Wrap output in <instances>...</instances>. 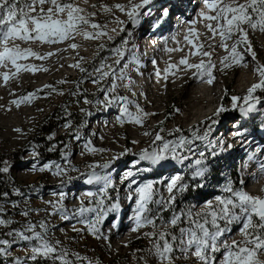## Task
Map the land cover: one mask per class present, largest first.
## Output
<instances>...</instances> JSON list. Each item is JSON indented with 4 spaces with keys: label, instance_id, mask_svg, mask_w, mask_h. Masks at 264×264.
I'll return each mask as SVG.
<instances>
[{
    "label": "snow or ice",
    "instance_id": "snow-or-ice-1",
    "mask_svg": "<svg viewBox=\"0 0 264 264\" xmlns=\"http://www.w3.org/2000/svg\"><path fill=\"white\" fill-rule=\"evenodd\" d=\"M84 2L87 3V0ZM200 2L202 7L192 20L185 22L186 27L183 29V42L190 46L188 54L182 55L176 63H168L163 69V79L167 80L169 75H176L178 71L194 70L192 71L193 77L204 78L206 76V82L211 84L215 79L213 69L216 64L212 56L216 47L227 52V55L221 57L220 60L225 68L232 65L247 67L246 55H250L252 61L255 62L254 71L259 79L247 88L243 97H231V109L238 110L243 117H248L261 103V98L256 95L257 91L264 92V64L256 62V53L252 49L248 35L249 29L264 32V0H200ZM154 3L155 0H127V4L116 3L111 7L107 5L100 7L106 12H111L114 8L124 13L127 20L116 18V23L119 25V31H125L126 23L136 25L141 22L142 18L151 15V6ZM92 7L96 6L92 5ZM170 14V9L163 7L154 27L161 26ZM91 16H95V13L86 12L84 8L78 6L76 0H0V68L6 69L0 71V78L7 84L11 79L17 78L22 71L35 73L41 69L34 64L20 61H27L29 57L45 60L55 55V52L40 55L32 47H21V43L35 44L38 42L53 45L72 41L77 35L84 39L107 37L111 41L115 35L119 34L116 28L111 29L112 34H109L107 25L94 22L89 18ZM179 35L181 33L165 37L166 45L169 39L176 43L175 48L165 47L166 52L184 51L181 41L177 39ZM127 44L128 40L125 39L121 45L109 49L115 57L113 63H107L109 57H104L100 60L99 66L88 75L93 77L92 83L98 85L97 91L103 94L104 99H98L96 101L98 104L105 109L113 105L117 106L120 115L116 119L120 123L127 119L128 122L143 126L144 119L155 113L145 112L135 99L117 93L120 87L132 92L135 81L130 77L128 69L131 65H135L133 70L139 71L141 67L136 45L133 44L129 48ZM68 47L77 49L79 45L69 43ZM99 48L104 49L105 45L101 43ZM189 56L200 57L199 62H190ZM152 63L155 65L156 61L153 59ZM70 66L78 68L82 73H87V69L81 66L80 61ZM42 70L47 71L48 69ZM155 75L161 76L158 68ZM109 78L111 79L110 85L102 83ZM65 82L58 81V83ZM51 87V85L43 86V88ZM43 88L35 91H43ZM52 90L56 91L54 88ZM135 95L136 93L132 92V96L135 97ZM34 97L35 92L28 93L18 100H12L11 103L19 106L21 102L30 101ZM241 100L243 103H238ZM85 103H92V101L85 96ZM129 106H135L136 112H132ZM81 111L84 110L81 109ZM226 111L229 109L222 104L218 106L212 117L205 118L211 123L205 126V121L201 120L198 125L189 128L190 136L184 135L179 127L167 133L168 136L178 133L179 135H176L174 139L162 135L163 128L155 132L154 136L151 132H145L144 135L153 136V139L147 148L135 153L134 159L130 162L137 170H140L141 165H145L143 170H149L157 167L164 168L172 162L184 165L186 161H191L187 164V180L185 174L182 173H176L167 180L164 185L168 193L166 198L163 195H160L158 199L155 198L159 189L155 187L156 182L154 181L140 184L135 187L134 191L130 188L127 194V199H135L136 205L132 231L137 232L150 226V231L143 232L151 244L146 251L149 256L156 258L158 264H175L176 252H179L185 259L195 258L197 264H264V188L261 189V194L252 195L245 190L243 180L240 181L239 187H233L232 182L229 181L221 187L219 195L204 201L198 208L196 205H186L176 210L179 195L206 187L205 176L208 171L204 166L207 159L206 152L201 151L200 145L196 142H201L213 157L234 147L232 143H226L223 139L216 141L209 139L211 126L217 122L213 117L218 118ZM159 123L162 125L163 121ZM69 126L70 121L64 125L65 128ZM233 136L243 137L244 133L237 130ZM76 138H79L78 135ZM133 143H138V141H133ZM84 148L90 152L104 151L92 147L90 140L84 144ZM130 151L125 148L110 160L90 164L88 166L90 171L81 173L78 177L67 175L69 170L74 171L75 169L66 168L54 161L44 163L41 167L33 164V170L50 171L55 176L67 177L58 185L60 190L52 193L57 198L45 201L50 208L49 214H59L63 220H68L70 217L78 218L77 223L85 227H73V231L83 232L86 228L87 232L97 239L107 240L108 237L101 232L100 225L110 213L118 214L121 205L118 198L105 205L109 190L115 185L110 172L101 174L97 169H109L113 161L119 160ZM33 155L36 154L33 153ZM259 170L264 173V163L259 165ZM8 171V167H0V173ZM79 178H84L87 184L96 182L103 186L97 192L87 191L84 194L89 198L87 205L81 199L78 207L68 209L64 205L66 197V192L63 191L64 185ZM129 178H132L131 185H136L134 171L131 169L123 173L121 182H126ZM13 191L20 194L19 189ZM0 195L7 197L8 193L4 192ZM150 204L158 205L159 209L153 210ZM3 211L0 207V213ZM166 211H171L167 219L162 214ZM23 215L27 216L28 212L25 211ZM117 219L118 216L113 217L109 231L118 228ZM11 223V220L0 219V225ZM234 225L239 226L236 233L238 239L230 238ZM39 228L40 231H37L36 225L28 222L23 231L13 230L8 233L9 236H15L30 244L25 256L16 257L13 264H30L40 259L50 260L52 264H79L80 261L87 260L79 253L70 252L61 246L60 241H50L47 238V228L43 221L40 222ZM25 232L30 234L26 235ZM11 243L14 241L0 239V256L9 254L6 246ZM140 259L144 264H148L144 256ZM88 264H93V262L88 261Z\"/></svg>",
    "mask_w": 264,
    "mask_h": 264
},
{
    "label": "rangeland",
    "instance_id": "rangeland-1",
    "mask_svg": "<svg viewBox=\"0 0 264 264\" xmlns=\"http://www.w3.org/2000/svg\"><path fill=\"white\" fill-rule=\"evenodd\" d=\"M159 1L160 0H155V2ZM189 2L191 7L188 10L192 11L184 12V14L187 13L184 17H188V20H192L202 4L201 2H196V0H189ZM76 3L78 6L84 8L86 12H94L95 16L89 18L100 25H107L109 34H112L111 29L113 28H116L119 34L115 35V38L111 41L108 40L107 37L84 39L82 36L77 35L72 41L53 45L39 44L38 42L35 44L21 43V47H32L33 50L37 51L40 55L48 52H55V55L45 60L29 57L27 61H20L21 63L34 64L41 70L35 73L28 71L20 72L17 78L11 79L7 83L5 90L6 94L0 99V154H3L5 158L3 167L9 168V171L5 173V175L12 183L13 190L20 188V194L15 193L19 201L15 203V207H12L13 205L9 206L15 210V213L12 215V222H14L15 228L8 229L7 227L10 226V224L0 225V236L3 239L14 241V243L6 246L9 254L3 256V259L0 260V264H13L15 258L18 256H25L30 247L29 242L21 241L15 236H9L8 233L13 230L23 231L28 222L35 224L36 230L40 231L39 224L41 221L46 225V235L50 241L54 242L58 240L61 246L67 248L70 252L79 253L81 257L87 258V260L80 261L79 264H88V261H92L93 264H96L99 259H101L102 264H144L140 259L141 256H144L148 260V264H158L156 258L149 256L146 251L151 247V244L149 243V239L143 235V232L150 231V226H146L137 232L132 231L134 227L133 221L136 205L135 199H127L132 178L122 183L121 176L125 172L122 169L130 166L131 163L129 162L134 159L135 153H138L140 149L147 148L150 145L154 133L160 131L161 128L164 129L162 135L166 138L174 139L176 135H179L178 133L173 134V136H168L167 133L176 127L182 129L184 135L190 136V132L188 131L189 128L198 125L201 120L205 121V126L209 125L211 122L205 118L210 117L209 112L213 110V108L216 109L220 106L219 101L226 96H229L228 107L230 111L218 118L213 117L217 122L211 126L212 131L209 136L210 140L216 141L223 139L226 141L230 135L229 130L231 129L228 128L231 122L235 125H242L245 129L249 128V130L257 129L256 127L261 126L257 123L264 126V98H261V103L257 105L256 110L248 117H243L238 110L231 109V97H243L247 92V88L259 79L258 74L254 71L255 62L252 61L250 55H246L247 67L232 65L225 68L221 65L220 60L221 57L227 55V52L222 48L216 47L215 50L219 51V53L212 58L216 64V67L213 69V75L215 77L213 80L214 84L207 86L205 82L207 77L201 78L203 80L199 81L197 86H201L200 88L207 90L206 96H204L202 102L195 103V101H191L190 96L185 93L190 91L193 86L192 84L188 85L187 81L199 78L192 76V71L194 70H189L187 72L178 71L176 75H169L167 80L162 82L154 81L151 84V78L153 80L155 79L153 74L157 68L160 70L159 64L162 60L168 59L167 65L168 63H176L180 60L182 55L188 54V49L190 47L186 42H183V35H179L177 39L181 41V47L184 48V51L174 54L173 59L168 57V54L164 50L166 47L165 37H171V31L175 34L177 26L172 29L169 28V26H162L154 32V36L152 33L150 34L151 37H149V40H151L152 45L154 44L155 37H159L157 38L158 44H155V46L153 45L156 50L154 58L156 64L155 66L151 62L150 64H148L149 62L145 64L147 66L141 74L143 73L146 75V73H148L149 75L137 81L140 86L136 87V84L132 86V92L136 93L135 97L132 96V92L124 87L117 89L119 95L135 99L145 112L150 114L155 113V115H148L144 119L143 126L128 122L127 119H125L123 123H120L116 119L117 116L120 115L117 106L113 105L105 109L96 102L98 99L103 100L104 97L101 92L97 91L98 85L92 83L93 77L89 76L88 73H92L95 67L92 69L91 67L98 64L104 57H109L107 63H113L115 57L109 49L121 45L125 39L128 40L127 47L129 48L137 43V41L133 42L137 32L140 33V41L145 42L148 38L143 36L144 33H146V31L143 30L144 25L140 26L138 29H133V24L129 22L124 25L125 31H119L116 18L126 21V15L114 8L111 12H106L100 7L101 5L111 7L116 3L127 4V0H87V3H85L84 0H76ZM92 5L96 7H92ZM154 10H156V8H154ZM150 17L152 20L155 18L154 14L150 15ZM153 21L152 23H154ZM167 31L169 33L163 34ZM158 34H160L161 37ZM248 35L252 44V49L256 53V62L264 64V32L259 30L252 31L249 29ZM120 39H122V41L119 42ZM69 43H76L79 47L77 49H72L68 47ZM101 43L105 45L104 49L99 48ZM172 43L173 42L170 40L168 44L171 45ZM142 45H140L141 48H143ZM150 46L149 43L147 47L150 48ZM57 49H59V51H57ZM144 49L146 50L147 48L144 47ZM67 55L71 57L69 64L66 63ZM140 59L143 61L141 56ZM199 59L200 57L189 56V61L192 63H198ZM77 61H80L81 66L87 69V73H82L78 68L70 66ZM149 65L152 67L154 66V68L151 67V69H149ZM180 67L183 68V66ZM45 68L48 70H42ZM134 68L135 65H131L128 69V73L132 80L135 79ZM249 72H253L255 76L253 81L244 86H240L241 79L246 78ZM58 81L66 82L58 83ZM102 83L110 85L111 79L109 78L106 82ZM44 85H51L52 87L43 88ZM41 88H43V91H35ZM53 88L56 89V91H53ZM33 92H35V97L31 98L30 101L21 102L19 106L11 103L12 100H18L20 97ZM73 93H76V95H73ZM262 93L264 92L258 90L256 95ZM85 96L88 100L89 96H93L94 99L90 100L92 103H85ZM210 98H213V104L207 114L201 117L191 114L187 119H184V117L187 116V105L193 106L200 104L204 107ZM64 103H69V108H71V110H78L82 113L84 119V123L79 126L76 133L64 141L63 147L60 149L59 153L61 156L60 160L54 161L66 168L75 169L74 171L69 170L67 173L68 176L78 177L81 173L90 171L88 167L90 164L103 163L110 160L125 148L131 150L119 160L113 161L109 169H97L101 174L110 170L111 176L114 172L113 183L115 187L109 190L105 205L114 202L118 198L121 205L120 209L125 211L124 216L118 221L119 229L117 228L116 230L113 229L109 231L116 213H110L100 225L101 232L108 237L107 240L103 238L97 239L88 233L86 228L83 232L73 231V227H85L83 224L77 223L78 218L70 217L68 220H63L59 214L50 215V208L45 204V201L57 198L54 197L52 193L60 190L58 185L62 180H66L67 177L55 176L50 171L40 172L32 168L33 164L37 165V167H41L44 163L52 162L42 161L44 145L39 142L38 137H36V128L44 116L50 113L55 107ZM238 103H243V101H238ZM129 107L132 112H136L135 106ZM81 109L84 111H81ZM160 121H163L162 125L159 123ZM156 123H158V126H161H155ZM64 128V125L60 126L53 133L47 135L46 138H54L61 133ZM17 129H19V131H17ZM145 132H151L153 136H146L144 135ZM77 135L79 137L78 139L76 138ZM89 140L91 141L92 147L103 149L104 151H87L84 148V144ZM133 141H138V143H133ZM157 143L159 144V142ZM196 143L200 145L201 151L206 152L207 159L204 164L208 169L205 176L206 187L191 190L179 195L176 201L177 211L186 205H196L198 208L204 201L213 199L216 195H219L221 193V187L229 181L232 182L233 187H239L240 181L243 180V186L246 191L252 195L261 194V189L264 188V184H262V181H264V173L260 172L259 165L264 162V159L260 160L256 168H251L249 174L244 177L245 170L239 166L236 160V156L241 152L238 147H233L213 157L206 151L201 142L197 141ZM230 143L235 146L237 140ZM53 146L52 144L51 147ZM37 147L39 148V152L36 151ZM33 153L36 155H33ZM253 157L259 160L261 154L254 153ZM190 162L191 161H186L184 165L178 166L174 165L175 162H172L174 164H171V168L166 170L163 174H160L163 170L159 171L157 168H153V172L150 176H148V173L141 172V170L131 169L134 171V174H139L138 182H136V185H133L131 190L134 191L135 187L140 184L154 181L156 182L155 187L159 189V193L155 198L158 199L160 195L166 198L168 193L164 185L168 178L170 179L171 175L177 172L185 174L187 180V164ZM118 166H121V169L117 171ZM217 170H220V172L218 171L219 173H217ZM235 178L237 179V183H235ZM196 182H199L198 178ZM101 185L102 184L98 183L96 186L100 187ZM87 188L88 185L84 182V178L73 179L70 183H66L63 188V191L66 192L64 200L65 207L68 209L78 207L81 199L87 205L89 198L84 194L87 191H98L95 186L93 190H87ZM149 206L153 210L159 209V206L155 204H150ZM25 211L28 212L27 216L23 215ZM162 214L164 218L167 219L170 217L171 211H166ZM238 227L239 226L236 225L233 226L230 238H239L236 236ZM25 234L29 235L30 233L25 232ZM8 257L12 259L9 261L5 260V258ZM175 257V264H197L195 258L189 257L185 259L179 252L175 253ZM72 258L74 259V257Z\"/></svg>",
    "mask_w": 264,
    "mask_h": 264
},
{
    "label": "trees",
    "instance_id": "trees-1",
    "mask_svg": "<svg viewBox=\"0 0 264 264\" xmlns=\"http://www.w3.org/2000/svg\"><path fill=\"white\" fill-rule=\"evenodd\" d=\"M122 41V39L119 40V42ZM99 63L94 65V67H98ZM260 98H264V93L258 95ZM89 100H93V96L88 97ZM223 105L225 108H228L230 111L229 105V96H226L225 98H222L220 101V105ZM69 103H64L60 106L55 107L50 113H48L46 116L43 117L42 121L36 128V133L38 137L39 142H41L44 145V153L42 161H59L61 156L59 155L60 149L63 147L64 141L72 137L79 126H81L84 123L83 115L78 110H74L69 108ZM229 111H226L224 113H228ZM222 113L220 116L224 115ZM264 120V119H263ZM70 121V126L68 128H64L61 133L56 135L52 139H47L46 136L53 133L57 128L60 126L65 125L67 122ZM160 126V125H159ZM157 125V127H159ZM54 145L51 147V145ZM51 149V150H50ZM36 151L39 152V148H36ZM5 163V158L3 154H0V167H3ZM235 183H237V179L235 178ZM20 189V188H19ZM7 192L8 196L4 197L3 195H0V207L3 208V212L0 213V219L5 220H11L12 215L15 213L14 208H10L9 206L13 205L12 207H15V203L19 201L17 198V195L13 191L12 183L9 181V179L6 177L5 173H0V193ZM8 229H14L15 225L14 222L10 224V226L7 227ZM0 239H3L0 236ZM12 241V240H9ZM3 259V256H0V260ZM11 257L5 258V260L9 261L11 260ZM30 264H52L50 260H43L40 259L38 262H31ZM98 264L101 263V259H99Z\"/></svg>",
    "mask_w": 264,
    "mask_h": 264
},
{
    "label": "bare ground",
    "instance_id": "bare-ground-1",
    "mask_svg": "<svg viewBox=\"0 0 264 264\" xmlns=\"http://www.w3.org/2000/svg\"><path fill=\"white\" fill-rule=\"evenodd\" d=\"M187 1V0H186ZM185 5L187 6V10L191 7L190 6V3L189 2H185ZM202 7V6H201ZM200 7V8H201ZM187 14V13H186ZM186 14H184V13H182V15H181V19H180V22H178V24L176 25L177 26V30H176V33H181V35H183V29L186 27V24H185V22L186 21H188V17L186 18V17H184ZM142 26V25H141ZM139 28V27H138ZM138 28H135V29H138ZM181 29V30H180ZM143 30H145L146 31V33H144V35L143 36H145L146 38H148V39H146V41L145 42H143V41H140V39H139V35H140V33L139 32H137L136 34H135V38H134V41L133 42H136L137 41V43H135V45H136V53H137V55H138V57H139V59H140V56H141V58H143V61L140 59V61H142L141 62V67L139 68V71H135L134 72V81H135V83L134 84H136L135 86L136 87H138V86H140V85H138V82L137 81H140L141 79H143V77L144 76H148L149 74L148 73H146V75L145 74H141V72H143V70L146 68V66L147 65H145L146 63H148L149 61H146L145 60V58L141 55V49H142V53H144V51H145V49H144V47H146V48H148L147 46L149 45V43L151 44V40H149V37H151L150 36V33L146 30V28L143 26ZM149 33V34H148ZM141 38V37H140ZM138 40H139V45H138ZM170 40L171 39H169L168 40V43H170ZM149 41V42H148ZM172 41V40H171ZM141 42V43H140ZM173 43L170 45V44H168L167 43V45H166V47H169V48H175L176 47V43L174 42V41H172ZM143 43H145V44H143ZM143 44V45H142ZM155 44H158V39H156V40H154V44L153 45H155ZM140 45H142V47L143 48H141L140 47ZM179 51H174V52H166L167 54H168V57H170L171 59H173V57H174V54H176V53H178ZM219 53V51H216L215 50V52H214V55L212 56V58L215 56V55H217ZM71 57L69 56V55H67V57H66V63L67 64H69L70 63V59ZM155 58V56H153V58H151L150 59V62L152 63V61H153V59ZM145 60V61H144ZM155 60V59H154ZM146 62V63H145ZM167 62H168V59H166V60H162L161 61V63L159 64V67H160V70H161V76L160 77H157L156 75H155V72H154V77H155V79L153 80L152 78H151V84L155 81V82H162V81H164V79H163V69L164 68H162V67H165L166 65H167ZM153 64V63H152ZM133 66V65H132ZM155 66V65H154ZM154 66L152 67V66H150V68L149 69H151V67L152 68H154ZM167 67V66H166ZM6 69H0V71H5ZM14 70V69H13ZM150 71V70H149ZM248 76L246 77V78H242L241 79V83H240V86H244V85H246V84H249L251 81H253V78L255 77L254 75H253V72H249L248 74H247ZM201 80H203V79H201V78H196V79H192V80H188L187 82H188V85H190V84H192L193 86L191 87V90L190 91H188V92H185L187 95H189L190 96V99H191V101H195V103L196 102H202V100H203V98H204V96H206L205 94H206V91L207 90H205L204 88H200L201 86H197V84L199 83V81H201ZM206 80H207V78H206ZM206 82V81H205ZM211 84H214V82H212ZM211 84H209V83H207L206 82V85L207 86H210ZM147 85H149V84H147ZM3 86H5V87H3ZM6 87H7V84L5 85V83H4V81H3V79L2 78H0V99L1 98H3L4 96V94H6V92H5V90H6ZM214 91V90H213ZM5 92V93H4ZM150 93H151V91H150ZM215 94V93H214ZM3 96V97H2ZM213 98H210L208 101H207V104L203 107L202 105H200V104H197V105H193V106H191V105H187V107L188 108H186V111H187V116L186 117H184V119H187V117H189L191 114H193L194 116H203V115H205V114H207L208 112H209V110H210V108L212 107V104H213V100H212ZM190 101V100H189ZM212 111V110H211ZM211 111L209 112V113H211ZM232 130V129H231ZM230 131V130H229ZM255 138H260L261 140H263L264 139V134H259V133H255ZM234 139H236V138H234ZM141 140H143V139H141ZM140 140V141H141ZM226 140V139H225ZM232 141V138H230V136H228V138H227V140H226V142L227 143H230ZM264 161V160H263ZM264 163V162H263ZM171 164H174V163H170V164H168V165H166L164 168H161V169H163L164 171H166V170H168V169H170L171 168ZM174 165H176V166H178V165H180V164H174ZM131 166V165H130ZM252 168V167H251ZM251 168H249V170L251 169ZM123 171H126V170H128V168H123L122 169ZM108 172H110V170L108 171ZM123 173V172H122ZM175 173H177V172H175ZM113 176L114 175H112V179H113ZM169 179V178H168ZM167 180V179H166ZM84 182H85V180H84ZM138 182V181H137ZM262 184H264V181H262ZM86 185H88V188H87V190L89 189V190H93L94 189V186H95V188H100V187H102L103 185H101L100 187L99 186H96V185H98V183H96V182H94V183H92V184H87L86 183ZM261 186V185H260ZM133 187V185H130L129 186V188H132ZM83 193V192H82ZM122 209H120V211H121ZM119 221V220H118ZM134 222V221H133ZM118 223V222H117ZM118 229H119V226H118ZM114 230H116V229H114Z\"/></svg>",
    "mask_w": 264,
    "mask_h": 264
}]
</instances>
